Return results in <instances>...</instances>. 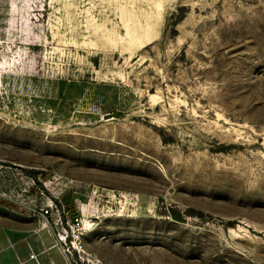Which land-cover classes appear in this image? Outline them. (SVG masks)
I'll use <instances>...</instances> for the list:
<instances>
[{"label":"rangeland","instance_id":"rangeland-1","mask_svg":"<svg viewBox=\"0 0 264 264\" xmlns=\"http://www.w3.org/2000/svg\"><path fill=\"white\" fill-rule=\"evenodd\" d=\"M4 224L58 264H264V0H0Z\"/></svg>","mask_w":264,"mask_h":264},{"label":"crops","instance_id":"crops-1","mask_svg":"<svg viewBox=\"0 0 264 264\" xmlns=\"http://www.w3.org/2000/svg\"><path fill=\"white\" fill-rule=\"evenodd\" d=\"M30 230L29 225L25 224L0 226V264H58L52 257L54 248H50L39 258L40 246H37V241L30 239V235H33L29 234ZM32 237L35 238L34 235ZM30 249L37 255L36 260L29 258Z\"/></svg>","mask_w":264,"mask_h":264},{"label":"built area","instance_id":"built-area-1","mask_svg":"<svg viewBox=\"0 0 264 264\" xmlns=\"http://www.w3.org/2000/svg\"><path fill=\"white\" fill-rule=\"evenodd\" d=\"M36 254L30 249V252H29V258L30 259H35L36 260Z\"/></svg>","mask_w":264,"mask_h":264}]
</instances>
